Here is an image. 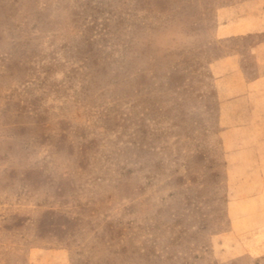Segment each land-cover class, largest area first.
I'll use <instances>...</instances> for the list:
<instances>
[{
	"label": "rangeland",
	"instance_id": "obj_1",
	"mask_svg": "<svg viewBox=\"0 0 264 264\" xmlns=\"http://www.w3.org/2000/svg\"><path fill=\"white\" fill-rule=\"evenodd\" d=\"M0 264H264V0H0Z\"/></svg>",
	"mask_w": 264,
	"mask_h": 264
}]
</instances>
